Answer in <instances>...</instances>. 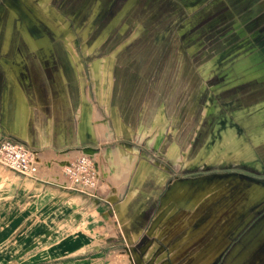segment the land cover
<instances>
[{"label":"rangeland","instance_id":"1","mask_svg":"<svg viewBox=\"0 0 264 264\" xmlns=\"http://www.w3.org/2000/svg\"><path fill=\"white\" fill-rule=\"evenodd\" d=\"M259 4L0 0V87L13 75L26 106H50L39 122L44 141L55 122H69L76 130L67 153L113 157L112 186L136 165L124 166L117 150L138 155L131 188L148 194L126 233L167 230L177 264H264ZM82 112L94 132L87 139ZM106 124L111 131L98 134ZM121 257L86 264H128Z\"/></svg>","mask_w":264,"mask_h":264},{"label":"crops","instance_id":"2","mask_svg":"<svg viewBox=\"0 0 264 264\" xmlns=\"http://www.w3.org/2000/svg\"><path fill=\"white\" fill-rule=\"evenodd\" d=\"M259 5L264 14V0ZM34 44L39 46L38 41ZM263 73L264 69L255 75ZM23 95L13 75H8L5 87H0V138L13 137L25 145L35 157L38 172L26 177L0 166V264H86L88 258L93 261L105 256L106 260L110 254L128 256V264H177L169 258L170 245L163 241L170 233L167 230L148 237L126 233L127 223L137 220L148 194L143 186L131 188L138 155L117 150L127 156L124 166H130L132 159L136 162L125 184L118 187L112 186L116 177L112 169L117 171L113 157L107 162L101 154H91L100 179L97 195L74 190L64 166L89 151L67 153L73 146L67 143L76 130L69 122H55L48 130L50 139L44 141L39 122L50 106H26ZM84 121L82 112L79 134L87 139L94 132ZM105 127L111 131L106 124L98 134L106 135ZM162 254L170 261L161 263Z\"/></svg>","mask_w":264,"mask_h":264},{"label":"built area","instance_id":"3","mask_svg":"<svg viewBox=\"0 0 264 264\" xmlns=\"http://www.w3.org/2000/svg\"><path fill=\"white\" fill-rule=\"evenodd\" d=\"M0 163L10 170L26 176H35L38 166L33 153L22 143L0 138ZM71 188L96 196L100 188L99 173L93 155L82 153L75 161L64 166Z\"/></svg>","mask_w":264,"mask_h":264},{"label":"water","instance_id":"4","mask_svg":"<svg viewBox=\"0 0 264 264\" xmlns=\"http://www.w3.org/2000/svg\"><path fill=\"white\" fill-rule=\"evenodd\" d=\"M10 139H13V140H16L15 138H13V137H9ZM17 141V140H16Z\"/></svg>","mask_w":264,"mask_h":264},{"label":"bare ground","instance_id":"5","mask_svg":"<svg viewBox=\"0 0 264 264\" xmlns=\"http://www.w3.org/2000/svg\"><path fill=\"white\" fill-rule=\"evenodd\" d=\"M142 169V168H141Z\"/></svg>","mask_w":264,"mask_h":264}]
</instances>
